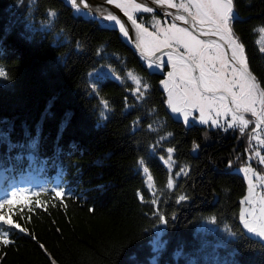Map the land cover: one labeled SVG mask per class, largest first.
Masks as SVG:
<instances>
[{"label":"trees","instance_id":"trees-1","mask_svg":"<svg viewBox=\"0 0 264 264\" xmlns=\"http://www.w3.org/2000/svg\"><path fill=\"white\" fill-rule=\"evenodd\" d=\"M49 9L57 13L51 25ZM235 11L234 32L264 86L256 31L264 27V0H235ZM0 68L8 74L0 78V133L14 145L0 139V198L17 188L41 192L31 205L14 203L12 219L28 234L11 229L0 264H152L153 257L156 264H264V244L239 223L246 184L237 172L264 167L248 163L237 130L175 120L160 87L164 76L149 72L118 30L75 16L63 0H0ZM100 68L122 79H92ZM130 71L149 85L143 100L132 95ZM101 99L110 106L107 118ZM33 139L35 149L28 147ZM169 147L171 173L161 160ZM138 160L150 170L152 191ZM182 167L187 175L168 190L169 176ZM58 187L67 193L63 203L52 191ZM181 194L187 199L177 204ZM155 210L167 225L158 224ZM156 230L166 241L159 253L150 243Z\"/></svg>","mask_w":264,"mask_h":264},{"label":"snow or ice","instance_id":"snow-or-ice-1","mask_svg":"<svg viewBox=\"0 0 264 264\" xmlns=\"http://www.w3.org/2000/svg\"><path fill=\"white\" fill-rule=\"evenodd\" d=\"M66 2L78 14L93 16L94 12L99 13L100 15L96 18L102 20V25L103 21L109 22L103 25L105 27L113 29L118 27L121 35L135 44L141 58L147 61L150 69L171 67V71L167 72V78L161 81L164 92L167 94L166 105L172 113L179 114L177 119L182 116L186 125L196 119L194 113L197 111L200 124L221 128L224 131L239 130L241 135H245L250 124L254 125L248 132V151L251 152L249 159H257L258 164L264 165V154H262L264 153V86L250 69L245 46L234 32L233 25L239 20L235 11V0H178V2L177 0H152V3L159 7L176 9L175 14L165 12V15L172 16L173 20L170 23L165 21L166 27L161 25L160 20L153 17L152 31L144 25L143 18H138L136 15L154 11L146 0H105L106 4L119 9L127 17V21L135 30L134 37L122 18L106 8L98 6L94 9L87 0H66ZM47 15L49 17L47 23L51 25L57 13L49 9ZM175 21H179L180 25L184 26L178 25ZM256 31L260 34V39L257 40L259 51L264 53V27ZM164 49L168 51L165 52ZM164 55L167 56L166 61L161 59ZM109 71L116 75L114 69ZM126 75L135 85L132 95L137 100H143L149 85L131 71ZM0 78H8L6 69L0 68ZM116 79L122 78L116 75ZM93 91H96L95 86ZM101 104L103 110L100 115L102 118H107L106 113L110 110L109 103L101 99ZM149 130L155 129L149 125ZM0 139L8 143L9 148L14 147L8 141L7 133H0ZM164 139L167 137H161V140ZM252 141L256 144L253 145ZM37 144L38 139H33L28 147L35 149ZM197 147L198 145H193L194 150ZM174 151L175 149L171 147L166 149L168 155L165 163L170 173L175 164L172 155ZM137 164L146 177L149 191H152L155 184L149 168L144 160H138ZM240 171L248 182V194L240 201L242 205L239 212L240 226L245 233L250 234L249 238L255 237L259 241H264V187H262L264 173L258 172L248 164ZM181 175H187L186 168L182 167L174 175L169 176L166 184L168 190L176 187L175 177ZM52 191L56 197L61 198L63 203L67 195L65 190L58 187ZM40 194V191L29 192L25 188L5 191L4 196L0 198V248L13 243L9 238L14 234L11 229H18L28 234L23 226L12 219L14 203L23 199L27 202L26 206L31 205L33 202L30 197H39ZM137 195L141 202H144L143 195L140 193ZM186 199L187 197L181 194L177 197L176 203L179 204ZM34 203L37 208L43 204L39 199ZM150 203L153 206L157 205L155 193ZM55 206L53 204V207ZM33 210L29 207V211ZM152 214L157 217L159 225H167L168 220L161 211L155 210ZM210 222L215 223V218H211ZM5 225L9 227L5 228ZM224 230L229 236L236 235L227 224ZM162 235V231L157 230L150 241L153 253H159L165 247L166 241L161 239ZM41 247L43 248V245ZM175 255L179 258L182 252L177 251ZM2 259L3 257L0 256V260ZM53 264H55L54 261ZM152 264H156V257H153Z\"/></svg>","mask_w":264,"mask_h":264},{"label":"rangeland","instance_id":"rangeland-1","mask_svg":"<svg viewBox=\"0 0 264 264\" xmlns=\"http://www.w3.org/2000/svg\"><path fill=\"white\" fill-rule=\"evenodd\" d=\"M68 6H70L71 7V5L70 4H68L67 2H66V0H63ZM146 2H147V4L150 6V7H152L153 9H154V11L152 12V13H137L136 15L138 16V17H140L141 15H147V19H145L144 17H143V23H144V25L146 26V27H148L149 28V30L150 31H152L153 29H152V24H153V17H155V19H157V20H160L161 21V25L162 26H167L166 24H165V21H167V22H173V20H172V16H166L165 15V12H168V13H172V14H175L176 13V9H167V8H163V7H159V6H157L156 4H154V3H152V0H146ZM177 2H178V0H177ZM72 8V7H71ZM94 8V7H93ZM102 8H104V7H102ZM95 9V8H94ZM108 10V9H107ZM119 10V9H118ZM72 11H73V14L75 15V16H80V17H83V18H85V19H90V20H93V21H96L101 27H105V26H103V25H107V24H109V22H107V21H103V25H102V20L100 19V18H96V17H98L100 14L99 13H95L94 12V14H93V16H85V15H81V14H78L73 8H72ZM149 15H150V17H149ZM127 18V17H126ZM163 19H164V21H163ZM175 23H177L178 25H180V22L179 21H175ZM180 26H184V25H180ZM105 28H111V27H105ZM111 29H113V28H111ZM116 30H118V32H119V29H118V27H116L115 28ZM119 35H120V37L122 38V40L124 41V42H126V43H130L129 42V40L127 39V38H125V37H123L122 35H121V33L119 32ZM204 39H207L206 37H204ZM212 39H215V37H212ZM260 39V34H259V37H258V40ZM165 50V49H164ZM161 59L163 60V61H166L167 60V56L166 55H164V56H161ZM141 61H142V63H143V65L145 66V68L149 71V72H151V73H157V74H161V75H163L164 76V78L162 79V80H164V79H166L167 78V72L168 71H171V67L170 66H166V67H164L163 69H160V68H155V69H150L148 66H147V61L146 60H144V59H142L141 58ZM92 75L90 76L92 79L94 78V79H98V78H107V77H109V78H113V79H115L116 80V78L113 76V74L108 70V69H104V68H100V69H98V70H96V71H94V72H92L91 73ZM102 74V75H101ZM161 80V81H162ZM160 87H161V89L163 90V92H164V89H163V87H162V84H161V82H160ZM165 93V92H164ZM165 95H166V97H167V94L165 93ZM168 108V107H167ZM168 111H169V113H170V115L175 119V120H177V121H180V122H182L186 127H189V126H192V125H197V126H209V125H203V124H200L199 123V113H198V111L197 112H195L194 113V115H195V117H196V119L194 120V121H192V117H190L189 119H190V121H192L191 123H189V124H185L184 123V120H183V117L182 116H179V119H177V116L179 115V114H174V113H172L169 109H168ZM246 116H247V114H246ZM210 127V126H209ZM252 127H254V125H251L250 124V126H249V129L248 130H246V133H245V135H241V133L239 132V130H237L238 131V133L240 134V137H241V139L244 141V143H245V145H246V152H247V156H248V163L250 162V161H253V160H256L257 161V159H249V156L251 155V152L250 151H248V148H249V140H248V132H250V130H251V128ZM211 129H217V128H214V127H210ZM218 129H221V128H218ZM221 130H223V129H221ZM229 130H233V129H229ZM253 145H255L256 144V142L255 141H252L251 142ZM262 154H264V153H262ZM168 155V154H167ZM167 155H166V157L165 158H163V159H161L162 160V163L164 164V166L168 169V171H169V168H168V166H167V164L165 163V160H166V158H167ZM249 165V164H248ZM261 165V164H260ZM263 167H264V165H262ZM172 170H173V167H172V169H171V172H172ZM170 172V171H169ZM241 176H242V178L244 179V181H245V184H246V193H245V196L248 194V182H247V180L245 179V177H244V174H243V172H241L240 171V169L237 171ZM144 174V173H143ZM144 177H145V175H144ZM253 180H254V182H255V178H253ZM145 181H146V177H145ZM147 185V184H146ZM262 187H264V186H262ZM259 190V189H258ZM244 196V197H245ZM243 197V198H244ZM242 198V199H243ZM241 207H242V205H241V203H240V208H239V212H240V210H241ZM239 212H238V217H239ZM156 232H157V230H156ZM247 234V233H246ZM248 236H250V234H247ZM252 238H255V237H252ZM255 239H257L258 240V238H255ZM263 244H264V241H261Z\"/></svg>","mask_w":264,"mask_h":264},{"label":"water","instance_id":"water-1","mask_svg":"<svg viewBox=\"0 0 264 264\" xmlns=\"http://www.w3.org/2000/svg\"><path fill=\"white\" fill-rule=\"evenodd\" d=\"M88 4H90L91 6H93L94 8L96 7H104L106 9H108L109 11L117 14L119 17L122 18V21L126 23V26L130 29V34L134 37V31L131 27L130 22L127 21V18L123 15V13L116 9L114 6L112 5H108L105 3V0H87ZM129 46L135 51V53L141 58L140 52L139 50L135 47V44L130 42ZM165 52L168 51V49L164 50ZM157 55H160V53H157Z\"/></svg>","mask_w":264,"mask_h":264},{"label":"flooded vegetation","instance_id":"flooded-vegetation-1","mask_svg":"<svg viewBox=\"0 0 264 264\" xmlns=\"http://www.w3.org/2000/svg\"><path fill=\"white\" fill-rule=\"evenodd\" d=\"M138 17V16H137ZM145 18V19H147L148 17H147V15H141L140 17H138V18ZM149 17H150V15H149ZM163 21H164V19H163ZM138 22H139V19H138ZM132 27V26H131ZM133 31H134V33H135V30L133 29ZM207 38V37H206Z\"/></svg>","mask_w":264,"mask_h":264}]
</instances>
